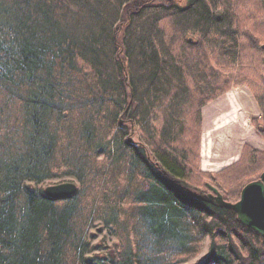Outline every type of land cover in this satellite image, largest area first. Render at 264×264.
<instances>
[{
    "label": "trees",
    "instance_id": "1",
    "mask_svg": "<svg viewBox=\"0 0 264 264\" xmlns=\"http://www.w3.org/2000/svg\"><path fill=\"white\" fill-rule=\"evenodd\" d=\"M236 1L0 0V264H182L206 238L192 264H264V238L196 196L198 138L181 141L237 79L241 38L264 64ZM255 153L223 173L248 164L237 191ZM63 176L71 197L38 187ZM95 221L119 243H92Z\"/></svg>",
    "mask_w": 264,
    "mask_h": 264
},
{
    "label": "rangeland",
    "instance_id": "2",
    "mask_svg": "<svg viewBox=\"0 0 264 264\" xmlns=\"http://www.w3.org/2000/svg\"><path fill=\"white\" fill-rule=\"evenodd\" d=\"M228 9L241 37L246 31L264 34V23H261V20H264V15L261 13L256 0H237L235 3H230ZM187 37L193 38L194 36L187 35ZM263 42L264 38L258 37L257 43L261 45ZM239 54V63L232 68L233 75L237 76V79H233L229 83L228 89L201 107L199 125L197 123L191 127L189 125L186 134L181 138L188 150L194 144L196 137L198 138V143L194 147L197 151L196 170L191 173V184H197L200 187L199 191L203 194L210 192L206 187L207 184H210L219 191L225 201L232 203L239 200L241 188L245 182L258 179L260 172L264 171L263 167L259 173L243 176L245 181L241 182L238 191L237 185L233 184L234 180L243 170L242 167L246 168L248 164H243L237 170L223 174L235 164L247 159L248 153L264 154L263 57L249 47L247 39L243 40L242 38ZM222 71L224 72V70ZM133 139L135 141L139 139L136 132L133 133ZM188 145L190 146L188 147ZM204 147L206 149L205 156ZM261 158L258 159L257 163L260 162ZM68 181L75 183L77 188L80 186L75 178L63 176L47 179L39 183L38 187L44 189L46 186ZM96 187L92 186L93 192L83 203V208L92 207L94 213L98 208L96 204L98 199L96 201L95 199L98 193L102 191ZM233 194H237V196L228 199V196ZM93 224L94 227L90 230L92 243L105 244L107 247H113V244L119 243L120 236L118 233L113 235L100 221H95ZM209 244V239H204L200 243L199 252L188 257L182 264H192L199 261L206 254Z\"/></svg>",
    "mask_w": 264,
    "mask_h": 264
},
{
    "label": "water",
    "instance_id": "3",
    "mask_svg": "<svg viewBox=\"0 0 264 264\" xmlns=\"http://www.w3.org/2000/svg\"><path fill=\"white\" fill-rule=\"evenodd\" d=\"M261 49L264 52V43L261 45ZM262 81L264 84V71ZM207 188L210 192L198 193L196 196L215 206L234 211L240 223L264 238V171L257 180L243 186L239 200L234 203L225 201L214 186L207 184ZM76 191L77 185L69 181L46 186L43 189L44 194L53 200L71 197Z\"/></svg>",
    "mask_w": 264,
    "mask_h": 264
},
{
    "label": "bare ground",
    "instance_id": "4",
    "mask_svg": "<svg viewBox=\"0 0 264 264\" xmlns=\"http://www.w3.org/2000/svg\"><path fill=\"white\" fill-rule=\"evenodd\" d=\"M205 151H206V149H205V147H204V151H203V152H204V156H205Z\"/></svg>",
    "mask_w": 264,
    "mask_h": 264
}]
</instances>
